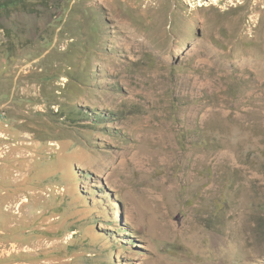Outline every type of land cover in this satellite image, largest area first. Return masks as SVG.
Wrapping results in <instances>:
<instances>
[{"label":"rangeland","instance_id":"rangeland-1","mask_svg":"<svg viewBox=\"0 0 264 264\" xmlns=\"http://www.w3.org/2000/svg\"><path fill=\"white\" fill-rule=\"evenodd\" d=\"M7 27L0 147L27 163L0 264H264V0H57Z\"/></svg>","mask_w":264,"mask_h":264},{"label":"trees","instance_id":"trees-1","mask_svg":"<svg viewBox=\"0 0 264 264\" xmlns=\"http://www.w3.org/2000/svg\"><path fill=\"white\" fill-rule=\"evenodd\" d=\"M55 1L57 0H0V31L4 32L8 38L15 37L12 28L7 27V23H11L14 17L20 14L39 15L44 8L48 7L49 3ZM6 44L8 53L13 52L15 45H17L15 39L8 40ZM61 113H63L62 108L59 111V114ZM71 113L67 115L68 119H71Z\"/></svg>","mask_w":264,"mask_h":264},{"label":"crops","instance_id":"crops-1","mask_svg":"<svg viewBox=\"0 0 264 264\" xmlns=\"http://www.w3.org/2000/svg\"><path fill=\"white\" fill-rule=\"evenodd\" d=\"M1 118H0V129H1ZM20 148H0V215L4 216V199L6 195L5 180L9 177L11 169L14 165L23 166L27 162L20 163H9L8 160L12 161L17 155L21 154ZM10 161V162H11ZM1 226V223H0Z\"/></svg>","mask_w":264,"mask_h":264},{"label":"built area","instance_id":"built-area-1","mask_svg":"<svg viewBox=\"0 0 264 264\" xmlns=\"http://www.w3.org/2000/svg\"><path fill=\"white\" fill-rule=\"evenodd\" d=\"M0 148H3V146L2 147H0ZM5 148H9V147H5ZM29 152V151H28ZM29 153H31V152H29ZM28 155H30V154H28ZM32 155V154H31ZM0 157H2V156H0ZM27 199V197L25 196V197H23V201L24 200H26ZM19 206V205H18Z\"/></svg>","mask_w":264,"mask_h":264}]
</instances>
